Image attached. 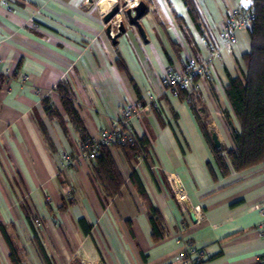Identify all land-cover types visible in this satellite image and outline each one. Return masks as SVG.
<instances>
[{"label": "crops", "instance_id": "crops-1", "mask_svg": "<svg viewBox=\"0 0 264 264\" xmlns=\"http://www.w3.org/2000/svg\"><path fill=\"white\" fill-rule=\"evenodd\" d=\"M116 1L0 0V264H13L11 248L19 264H47L37 239L50 264H185L187 246L202 252L198 264H257L264 161L235 170L224 155L222 174L195 117L223 149L235 146L231 131L239 124L225 86L229 77H243L251 40L244 30L232 43L218 33L233 8L252 0H192L199 26L183 0H143L147 41L119 16L125 30L113 42L103 16ZM190 57L209 58L210 77L193 81L194 103L162 81ZM63 80L91 138L129 104L144 106L131 126L148 140V161L134 168L122 149H110L123 179L113 197L95 180L93 160L76 158L80 134L55 90ZM45 97L58 115L44 110ZM64 153L75 155L69 167L60 165ZM148 204L163 218L158 241Z\"/></svg>", "mask_w": 264, "mask_h": 264}, {"label": "trees", "instance_id": "trees-1", "mask_svg": "<svg viewBox=\"0 0 264 264\" xmlns=\"http://www.w3.org/2000/svg\"><path fill=\"white\" fill-rule=\"evenodd\" d=\"M191 17L197 26V11L192 0H183ZM253 13L252 25L248 29L251 40L250 50L242 56L245 66L243 77L233 76L228 78L225 86V94L239 124L238 130H232L231 136L234 141L233 148L223 149L221 146L215 148L210 132L207 131L206 123L196 115L199 128L205 139L211 144L214 161L222 174L228 173L224 155L230 160L233 169L243 170L264 161V0H252L249 7ZM188 61V60H187ZM198 75L193 77L196 81ZM59 93L61 103L67 117L75 125L80 134V143L92 140L86 132L83 121L73 104L72 91L69 84L63 80L55 86ZM174 93L185 97L189 103H194L196 98L188 94L184 88H174ZM43 108L50 115H58L56 109L50 104V99L45 97L42 101ZM122 149L130 159H134V168L137 156L141 151L147 153L148 140L144 137L138 138V145L116 143L112 146H100L98 153L89 158L93 160V173L96 181L101 182L104 194L113 197L120 191L123 179L110 149ZM72 157H75L72 156ZM130 178L136 186L137 191L144 196V189L136 175L132 171ZM27 218H29L26 213ZM148 217L152 227V237L155 241L162 239L165 235L163 218L157 208L148 204ZM36 237V235H35ZM41 255L47 264L50 261L37 239ZM9 258L13 264H19L15 251L11 248Z\"/></svg>", "mask_w": 264, "mask_h": 264}, {"label": "built area", "instance_id": "built-area-1", "mask_svg": "<svg viewBox=\"0 0 264 264\" xmlns=\"http://www.w3.org/2000/svg\"><path fill=\"white\" fill-rule=\"evenodd\" d=\"M4 3L7 0H3ZM137 1V0H134ZM124 7V5H123ZM116 15L111 21V30L109 32L110 36L113 37L118 30V17ZM253 13L250 8H233L228 17L227 22L219 30V38L225 43H232L235 41V33L237 30H244L248 32V29L252 25ZM214 54L217 51L214 50ZM209 58L204 61H197L194 57H190L184 68L177 71H169L163 76V84L166 89L173 92L174 88H184L187 90L193 98L197 97V92L195 91V86L193 85V77L195 75L202 76L204 78H209L207 70V63ZM144 109L142 103L138 102L136 104H129L121 112V116L116 121V123L108 129L103 130L96 138H92L90 142L79 143L76 158L89 159L93 158L99 150L100 146H112L116 143L138 145L139 136L136 134L131 126L132 117L136 116L139 112ZM147 160V153L141 151L137 156L136 164L144 163ZM75 162V157L70 154L64 153L61 156L60 165L61 167H69ZM169 178L174 185L175 194L177 199H182V194L179 191V185L175 181L174 174L169 175ZM259 212L261 214V220L257 225V231L262 238H264V201L258 206ZM181 257L185 264H198L202 261V252L187 246L184 248ZM257 264H264V253L259 255L257 259Z\"/></svg>", "mask_w": 264, "mask_h": 264}, {"label": "water", "instance_id": "water-1", "mask_svg": "<svg viewBox=\"0 0 264 264\" xmlns=\"http://www.w3.org/2000/svg\"><path fill=\"white\" fill-rule=\"evenodd\" d=\"M124 4L121 2H116L106 14L103 16V21L106 23V32L109 34L111 30V24L110 21L116 16L120 15L123 17V19L127 20V22L134 26L139 33L140 37L147 41L146 39V33L139 21V19L145 14L146 12V4L143 0H137L135 5L132 7H123ZM125 30V24L124 20H120L118 22V30L114 34L113 37H111V40L113 42L116 41V37L120 32H123ZM211 140L215 148L220 147V141L217 137V134L214 131L210 132Z\"/></svg>", "mask_w": 264, "mask_h": 264}, {"label": "rangeland", "instance_id": "rangeland-1", "mask_svg": "<svg viewBox=\"0 0 264 264\" xmlns=\"http://www.w3.org/2000/svg\"><path fill=\"white\" fill-rule=\"evenodd\" d=\"M116 2H121V3H122L121 0H117ZM116 2H115V3H116ZM122 4H124V3H122ZM124 7H125V5H124ZM195 91L197 92V90H195ZM197 94H198V96H199V93H197ZM198 96H197V97H198ZM228 117H229V116L227 115V117H226L227 120H228ZM227 120H226V121H227ZM230 130H231V129H230ZM231 132H232V131H231Z\"/></svg>", "mask_w": 264, "mask_h": 264}, {"label": "bare ground", "instance_id": "bare-ground-1", "mask_svg": "<svg viewBox=\"0 0 264 264\" xmlns=\"http://www.w3.org/2000/svg\"><path fill=\"white\" fill-rule=\"evenodd\" d=\"M105 3H104V7H106V5H107V3H106V1H104Z\"/></svg>", "mask_w": 264, "mask_h": 264}]
</instances>
